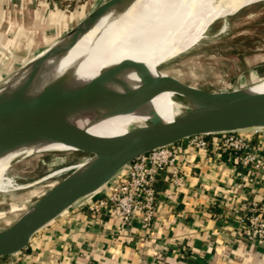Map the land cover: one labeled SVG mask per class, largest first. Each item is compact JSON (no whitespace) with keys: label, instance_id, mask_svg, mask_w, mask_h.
<instances>
[{"label":"crops","instance_id":"obj_1","mask_svg":"<svg viewBox=\"0 0 264 264\" xmlns=\"http://www.w3.org/2000/svg\"><path fill=\"white\" fill-rule=\"evenodd\" d=\"M88 2L0 0V78L76 26ZM247 131L260 150V169L220 148L217 136L206 149L182 139L174 146L183 184L172 183L168 170L159 174L149 228L139 216L126 224L111 212H92L88 204L98 190L42 227L28 247L0 257V264H264V240L243 233L244 205L264 200V128Z\"/></svg>","mask_w":264,"mask_h":264},{"label":"water","instance_id":"obj_2","mask_svg":"<svg viewBox=\"0 0 264 264\" xmlns=\"http://www.w3.org/2000/svg\"><path fill=\"white\" fill-rule=\"evenodd\" d=\"M129 1L102 2L65 35L48 45L44 55L65 52L110 7ZM35 56L0 81V152L14 143H27L42 137L91 153L93 157L0 231V257L28 247L33 235L42 227L82 198L100 190L122 168L144 153L193 135L264 128V94L237 90L207 92L179 79L162 76L156 78L161 89H175L187 97L172 122H163L153 114L151 121L125 134L108 138L93 135L71 123L67 117L80 108L97 105L107 107V115L121 114L129 110L122 98L134 104L140 98L108 94L96 87L94 80L74 91L44 89L38 96L27 98L24 90L34 73L26 82L7 89L6 81L15 78L20 70L31 64L32 71L36 69L43 56L31 62Z\"/></svg>","mask_w":264,"mask_h":264},{"label":"bare ground","instance_id":"obj_3","mask_svg":"<svg viewBox=\"0 0 264 264\" xmlns=\"http://www.w3.org/2000/svg\"><path fill=\"white\" fill-rule=\"evenodd\" d=\"M247 1L131 0L112 6L77 37L72 47L49 56L44 55L46 50L31 61L43 56L34 71L32 64L28 65L4 85L7 89L15 88L34 73L24 90L27 98L38 96L44 89L74 91L91 80L95 81L96 87L108 94L138 96L140 101L136 104L129 103L125 98L121 99L129 109L121 114L107 115V107L97 105L80 108L67 117L87 133L101 137L125 134L132 128L151 121L153 114L158 116L157 113H165L164 110L160 112L158 106L153 109L158 112L153 113L151 119L140 116L147 114L155 102L169 111L158 119L172 122L186 98L161 89L154 80L145 76L161 62L197 43L209 26L186 37H181L184 34L172 37H160L158 34L167 30H187L207 25ZM143 28L145 30L139 34ZM129 88L132 90L129 91ZM250 91L252 92L248 94H264V79L254 83ZM47 150L77 149L42 137L8 146L0 152V192L23 187L7 175L10 164L33 152ZM85 164H76L74 170L83 168Z\"/></svg>","mask_w":264,"mask_h":264},{"label":"rangeland","instance_id":"obj_4","mask_svg":"<svg viewBox=\"0 0 264 264\" xmlns=\"http://www.w3.org/2000/svg\"><path fill=\"white\" fill-rule=\"evenodd\" d=\"M85 1L90 4L89 14L106 0H79L75 3ZM207 26L209 28L204 33L205 36L197 43L161 62L145 77L155 82L158 77H172L207 92H252L250 87L264 79V0H248L240 9H232L204 26L187 30H167L158 35L172 37L184 34L181 37H186ZM143 30L145 29H141L139 34ZM42 49L44 48L34 52L33 56ZM24 63L18 64L0 78V81ZM128 90L131 91L132 88ZM165 90L178 97L187 98L175 89ZM158 106L159 111L164 110L165 113H157V117L169 113L157 102L145 115H140L128 107L138 115L151 119V115L158 112L153 109ZM247 130L241 132L247 135ZM91 157L93 154L81 150H47L33 152L10 164L7 175L23 187L0 192V231L11 225L38 199L70 175L76 164L86 163Z\"/></svg>","mask_w":264,"mask_h":264},{"label":"built area","instance_id":"obj_5","mask_svg":"<svg viewBox=\"0 0 264 264\" xmlns=\"http://www.w3.org/2000/svg\"><path fill=\"white\" fill-rule=\"evenodd\" d=\"M61 1L75 3L79 0ZM187 139L193 149H206L210 144L204 134ZM217 141L224 151L234 153L241 164L257 170L262 167L260 150L251 143L248 134H243L241 130L223 132ZM178 154L179 150L172 144L138 156L100 189V196L88 204L89 209L94 213L111 212L126 224L139 216L142 225L149 228L158 207L156 182L159 174L168 170L172 183L178 186L183 184L177 164ZM244 209V237L247 240H264V200H252L244 205Z\"/></svg>","mask_w":264,"mask_h":264},{"label":"trees","instance_id":"obj_6","mask_svg":"<svg viewBox=\"0 0 264 264\" xmlns=\"http://www.w3.org/2000/svg\"><path fill=\"white\" fill-rule=\"evenodd\" d=\"M213 136H217V137H220L221 136V133H217V134H209V135H206V138L208 140H211ZM4 258V257H3Z\"/></svg>","mask_w":264,"mask_h":264}]
</instances>
